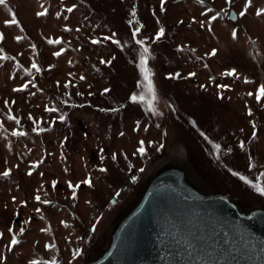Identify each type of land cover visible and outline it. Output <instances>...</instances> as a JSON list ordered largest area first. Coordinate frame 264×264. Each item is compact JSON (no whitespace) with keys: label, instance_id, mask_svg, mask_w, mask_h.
Segmentation results:
<instances>
[{"label":"rangeland","instance_id":"obj_1","mask_svg":"<svg viewBox=\"0 0 264 264\" xmlns=\"http://www.w3.org/2000/svg\"><path fill=\"white\" fill-rule=\"evenodd\" d=\"M160 2L6 0L7 7L0 5V56L9 58L0 60L2 264L75 263L131 193L140 169L164 148L172 124L191 140L219 186L264 202L232 175L255 183L264 172V98L258 104L247 95L264 85V15H256L264 0H250L246 11L249 0H166L163 12ZM228 4L239 14L245 11L239 26L227 20ZM45 9L46 15H37ZM13 16L17 24H11ZM212 16L216 19L209 24ZM160 28L164 36L154 42ZM113 33L119 45L103 40ZM48 39L61 43L49 45ZM136 40L149 49L157 114L130 101L140 81ZM57 51L59 57L53 55ZM232 70L235 76L224 75ZM25 84L23 91H14ZM34 122L45 131L33 132ZM13 131L25 136L14 137ZM140 141L144 156L136 152ZM85 179L91 187L82 183ZM69 182L80 184L75 199ZM12 235L19 243L9 251ZM53 243L55 249L46 250ZM76 249L80 255L73 259Z\"/></svg>","mask_w":264,"mask_h":264},{"label":"water","instance_id":"obj_2","mask_svg":"<svg viewBox=\"0 0 264 264\" xmlns=\"http://www.w3.org/2000/svg\"><path fill=\"white\" fill-rule=\"evenodd\" d=\"M227 20L240 25L232 4ZM140 174L131 193L96 230L95 242L73 264H179L175 248L167 246L169 232H184L191 222L210 235L230 232L245 238L248 251L237 244L221 264H259L264 246V202L243 199L219 186L200 163L196 149L183 131L169 126L166 144ZM220 237H213L210 243ZM232 239V235L229 236ZM209 249L207 260H216ZM184 259H187L186 257Z\"/></svg>","mask_w":264,"mask_h":264},{"label":"snow or ice","instance_id":"obj_3","mask_svg":"<svg viewBox=\"0 0 264 264\" xmlns=\"http://www.w3.org/2000/svg\"><path fill=\"white\" fill-rule=\"evenodd\" d=\"M165 2H166V0H161V2H160V11L161 12L164 11ZM227 2L231 3V0H227ZM249 4H250V0H249V3H246L244 6L245 11L249 7ZM0 5L7 7L6 0H0ZM67 11L72 12L73 9L68 8ZM209 11H211V9H209ZM245 11H241L240 15L244 16ZM46 12H47V10L45 9L44 11L38 12L37 15L38 16H44V15H46ZM131 15L133 17H135V15H136L135 10H133ZM256 15L257 16L264 15V10L257 11ZM215 19H216V17L212 16L211 19L208 20V23L211 24V22L214 21ZM11 24H17V21H16L14 16L11 19ZM202 26H203V23H202ZM140 27H143V26L141 25ZM140 27H137L133 31V33H132L133 39H135L137 34L139 33ZM65 31H68V29H65ZM115 35L116 34L113 33L112 37L105 36V37H103V40H111V43L119 45L120 42L117 39H115ZM163 36H164V29L160 28L159 31L157 32V34L155 35L154 42L159 41ZM235 36H236V33L233 32V37L235 38ZM2 39H3V34L0 33V40H2ZM91 42L93 44L99 43V41L96 39H93ZM47 43L49 45H52L53 43L60 44L61 41L60 40L53 41L52 39H48ZM136 43L139 45V47L141 49V53H140V57H139V64L137 65V67L139 69V73H140V81L137 84L138 91L130 97V101L134 104L139 102V104L141 106H143L147 111H149L153 114H157L156 108L154 106L155 101L157 99V89H156V86H155L154 81L152 79L154 74L148 66V64H149V57H148L149 49L147 47H145V41L144 40H136ZM53 55L56 57H59L61 55V52L60 51L54 52ZM212 55H215V51L212 52ZM3 59H9V58L4 57V56H0V60H3ZM101 63H105V61L101 60ZM31 69L35 70L36 72L40 71V68L37 67L36 63H32ZM27 74L32 75V72L28 71ZM190 75H194V73H192ZM224 75L235 76V70L229 71V72L225 73ZM178 76H179V74H176L174 76H169L166 78L176 79ZM80 79L83 80L84 77L81 76ZM248 82L249 81L245 80V83H248ZM33 86H35V85H33ZM64 87L68 88L69 84L66 83L64 85ZM219 87H226V86H219ZM24 88H27V84H25L23 86V88L14 89V91H23ZM107 91H109V90L105 89V92H107ZM77 95H80V93H77ZM247 95L249 97H252L254 95L256 102L259 104L261 102V99L264 98V85H260L255 93L249 92ZM5 105L6 106L8 105L7 101H5ZM46 110L47 111H56V109H54V108L53 109H46ZM114 111H115V109H114ZM248 115H251V110H249ZM29 119H31V116L29 117ZM63 119H64V117L61 116L60 120L62 121ZM7 120L13 121L14 117L11 114H9L7 116ZM34 123H35V126L32 128L33 132H37V130H39L40 132L45 131V129L40 128V125L38 122H34ZM15 124L16 125L20 124L19 119H15ZM0 128H2V126H0ZM253 128H255L254 124H253ZM11 135L14 137H23V136H25V132L13 131L11 133ZM121 135H123V133H121ZM253 135H255V133H253ZM139 145L140 146L136 149V152L140 156H144L145 155L144 141H140ZM213 147L217 151L219 150V145H214ZM240 147L241 148L244 147L243 142H241ZM112 158H113V160H115L116 155L113 154ZM33 167H36V165H33ZM100 171L104 172L105 169L101 168ZM140 171H143V169H140ZM28 174L31 175V172H29ZM3 175L8 176L9 172L5 171L3 173ZM232 175L234 177L238 176V178L245 185L251 187L260 196H264V172H261L258 176L255 177V183L250 182L246 177L239 175L235 171L232 172ZM132 182L135 183V177H133ZM56 183H57L56 181L52 182L53 188L56 187ZM82 183L87 184L89 187H91L90 179H85L84 181H82ZM79 187H80V184H76L75 186H73V184L71 182L68 183V188L72 191V199L76 198V190ZM35 200L38 202H41V197L37 195L35 197ZM43 203H48V202L43 201ZM37 211H39V209H37ZM26 223H27V221H26ZM65 226H67V225H65ZM41 231H48V230L47 229H41ZM9 232H12L11 228H9ZM22 232H23V228H21V233ZM168 235L170 237V241L167 243V246L169 247L170 251L173 248H175V255L177 257H179V264H221L219 256L224 255V254L232 255L234 250H235V246L237 244H241L243 246V251L245 253H247V251H248V244L245 242V238L243 236H240L239 240H237L236 237L238 234L233 235L230 232H223V235L221 236L219 233H217L215 231V229H213V231L210 235L204 234L200 231L199 225L196 224L195 222H191V227H188L187 230L184 232H179V231L176 233L169 232ZM230 235H232L231 240L229 239ZM0 236H2V234H0ZM218 236L220 238L215 239V241H214L215 248L213 249V243H210V241L213 240V237H218ZM18 243H19V241L16 238V235H12L11 240H10V244L8 246V250L11 251L12 248L14 246H16ZM45 248H46V250L55 249V244L53 243L52 245H45ZM209 249H213L214 251L217 252L218 258L216 260H207L206 259V256L210 254ZM259 252H260L259 264H264V246L259 248ZM79 255H80V250L76 249L75 252L73 253V259H75ZM185 257L187 259H184ZM2 261H3V258L0 257V264H2ZM31 264H41V262L33 260V261H31ZM52 264H55V260H53ZM224 264H227V262L225 261Z\"/></svg>","mask_w":264,"mask_h":264},{"label":"bare ground","instance_id":"obj_4","mask_svg":"<svg viewBox=\"0 0 264 264\" xmlns=\"http://www.w3.org/2000/svg\"><path fill=\"white\" fill-rule=\"evenodd\" d=\"M150 161H151V160H148L147 163L145 164V166L142 168L143 171H139L140 174H143V172L146 171L145 169H146V167L148 166V164L150 163ZM104 214H106V213H104ZM99 221H100V220H99Z\"/></svg>","mask_w":264,"mask_h":264}]
</instances>
